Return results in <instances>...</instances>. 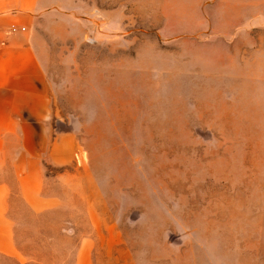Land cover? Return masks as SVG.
I'll use <instances>...</instances> for the list:
<instances>
[{
    "label": "rangeland",
    "instance_id": "rangeland-1",
    "mask_svg": "<svg viewBox=\"0 0 264 264\" xmlns=\"http://www.w3.org/2000/svg\"><path fill=\"white\" fill-rule=\"evenodd\" d=\"M35 7L11 28L46 116L0 134V181L30 159L54 198L16 217L47 263L88 239L93 264H264V0Z\"/></svg>",
    "mask_w": 264,
    "mask_h": 264
},
{
    "label": "crops",
    "instance_id": "crops-1",
    "mask_svg": "<svg viewBox=\"0 0 264 264\" xmlns=\"http://www.w3.org/2000/svg\"><path fill=\"white\" fill-rule=\"evenodd\" d=\"M36 5L37 0H0V134L29 132L30 119L24 118L46 116L47 96L39 88L43 76L29 36L11 28L18 26L15 23L30 22ZM30 167V159L19 164L17 192L0 181V264H48L40 238L32 239L30 224L23 218L25 211L40 216L56 205L54 198L42 192L37 174L25 177L30 176ZM20 213L23 218L19 221ZM89 241L82 239L59 254L58 264H93ZM32 245L37 249L32 250Z\"/></svg>",
    "mask_w": 264,
    "mask_h": 264
}]
</instances>
